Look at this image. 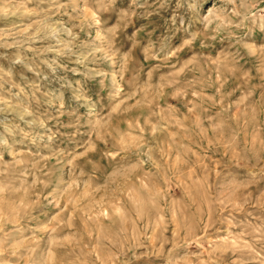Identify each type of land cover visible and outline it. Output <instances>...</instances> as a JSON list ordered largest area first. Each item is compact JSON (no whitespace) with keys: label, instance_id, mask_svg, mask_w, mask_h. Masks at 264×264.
<instances>
[{"label":"rangeland","instance_id":"obj_1","mask_svg":"<svg viewBox=\"0 0 264 264\" xmlns=\"http://www.w3.org/2000/svg\"><path fill=\"white\" fill-rule=\"evenodd\" d=\"M0 264H264V0H0Z\"/></svg>","mask_w":264,"mask_h":264}]
</instances>
